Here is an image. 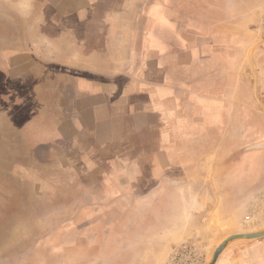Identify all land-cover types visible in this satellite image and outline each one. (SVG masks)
<instances>
[{
    "label": "rangeland",
    "instance_id": "rangeland-1",
    "mask_svg": "<svg viewBox=\"0 0 264 264\" xmlns=\"http://www.w3.org/2000/svg\"><path fill=\"white\" fill-rule=\"evenodd\" d=\"M163 4L165 10L164 5L151 9V14L164 17L160 27L167 36L165 43L162 40L167 54L162 58L166 75L161 81L170 87L160 91L161 99H167L170 108L177 106L174 124L182 118L209 120L213 118L209 105L214 109L215 103L208 101V87L214 85L222 121L219 137L213 142L196 137L190 146L198 148L188 150V157L182 156L179 146L173 149L172 164L179 169L174 176L184 177L186 185L176 193L172 189L171 206L160 207L162 198L155 192L163 186L150 192L147 174L134 185L128 183L134 177L125 175V185L118 182L119 191H113L101 175L82 173L84 152L76 150L86 135L82 127H105L103 121L112 118L104 105L79 115L71 92L65 96L67 109L62 115L59 101L61 107L53 105L47 111L43 101L47 96L38 95L35 78L28 86L14 80L15 92L5 110L0 71V264H204L228 234L264 228V148L258 146L264 141V0H164ZM23 6L29 4L0 0V42L6 39V24L14 29L31 21ZM139 17L145 22L150 16ZM165 22L172 33L165 31ZM19 38V30L7 32V39L17 43ZM90 47L89 51L98 49ZM146 49L134 56L143 59L150 53ZM177 51L190 62L176 64ZM185 79L196 85L203 81L197 94H183L180 86ZM181 101V106L176 104ZM195 108L198 111H192ZM62 116L65 119L59 121ZM76 127L75 132L82 134L77 138L72 133ZM130 128L125 129V161L135 160L137 167L148 171V158L161 143L159 135ZM199 130L202 134L207 128ZM104 149L93 147L88 156L94 167L106 171V162H101L108 154ZM116 149L109 147L111 152ZM156 218H187L183 228L171 224L173 235L185 238L167 249L160 247L149 237L150 228L158 225ZM192 218L200 219L192 222ZM263 240H235L224 250L229 249L232 264H245L251 256L244 252H261L255 248ZM258 257L254 262L260 263Z\"/></svg>",
    "mask_w": 264,
    "mask_h": 264
},
{
    "label": "crops",
    "instance_id": "crops-1",
    "mask_svg": "<svg viewBox=\"0 0 264 264\" xmlns=\"http://www.w3.org/2000/svg\"><path fill=\"white\" fill-rule=\"evenodd\" d=\"M25 3L29 6H23V11L31 17L28 19L31 21L16 25L14 29H10L6 24V39L0 42V71L3 73L5 86L2 104L5 110L9 109L8 97L15 92L14 80L23 81V84L28 86L32 85L31 81L35 78L38 80L35 86L38 95L44 92L47 96L46 101L42 99L47 111L52 109L53 105L61 107L57 104L59 101L63 104L62 115L67 109L65 96L71 92L76 99V111L79 115H85L93 106L104 105L112 118L103 121L105 127L101 126L99 130H88L90 127L85 125L82 127L87 129L85 141H78L76 146V150L84 152V165L81 167L85 169L82 173L101 175V181L111 184L109 187H112L113 191H119L116 185L118 182L125 185V175L134 177L128 182L134 185L141 175L147 174L152 183L150 192L163 186L160 191H154L156 195L159 193V197L161 195L160 207L171 206L174 200L172 189L174 188L176 193L184 190L186 185L184 177L178 179L174 176L177 174L175 171L179 169L172 164L175 156L173 149H178L179 146L182 156L188 157V150L198 148L190 146V143L196 142V137L199 136L202 140L203 137H208L212 142L219 137L222 121L218 117L220 103L214 95V85L208 87L211 96L208 101L215 103L214 109L209 105L213 115L209 120L182 118L174 124L175 120L172 118L178 111L177 106L172 105L170 108L168 100L161 99L160 91L170 87L161 81V76L166 75L162 62L166 61L164 59L167 50L164 43L167 36L162 33L160 27L164 17L161 14H151V9L154 5H164V0H25ZM165 7L167 8V5L161 9L165 10ZM23 11L21 14H25ZM143 15L150 17L143 22L139 17ZM34 16L35 21L32 19ZM167 23L169 22H165L166 25ZM10 30L21 32L17 43L7 39V32ZM158 30L161 33H158ZM165 31L172 33L169 25L165 27ZM99 35L101 37L97 38ZM18 45L20 49L15 48H18ZM92 45L98 49L89 51L88 48H92ZM143 47L150 53L147 56L145 54L143 59L134 56V52ZM174 56L177 58L176 64L185 60L179 51L174 52ZM159 61L161 62L158 63ZM228 62L231 74V60ZM140 68L146 69L141 71ZM198 82L196 85L197 82L192 84V81L186 80L179 86L185 95L197 94L201 88L199 84L203 81ZM177 87L174 86L175 89ZM176 104L181 106L182 101ZM192 111L198 110L195 108ZM124 116L131 118L125 119ZM64 119L63 116L59 117V121ZM68 123L69 127L72 126L71 120ZM84 123L88 126L89 122ZM228 124L235 126L232 119H229ZM129 125L134 133H140L145 128L159 135L157 139L161 143L148 158V171L137 167L135 160L130 161L132 164H127L128 160L125 161V129ZM202 127L207 130L200 134L199 129ZM176 128L179 129L175 130ZM75 130H78L77 127L72 133H75L76 138L80 137L82 134ZM87 142L89 145H86ZM96 146L105 148L108 153L101 158V162L107 164L106 171L94 167L95 164L89 159L88 152ZM109 147L117 149L111 152ZM180 199L182 200L178 203L182 204L183 198ZM199 219L192 218V222ZM185 220L187 218H156L154 221L158 225L150 228L149 237L155 239L160 247L167 249L173 241L185 238L178 237L180 233L173 235L171 224L174 223L176 228H183ZM259 247L255 248L261 250L259 253L251 250L244 252V255L251 256L245 264H264V242ZM226 251L227 249L222 251L215 264L233 263L230 261L229 249ZM258 256L261 257L260 263L254 262Z\"/></svg>",
    "mask_w": 264,
    "mask_h": 264
},
{
    "label": "water",
    "instance_id": "water-1",
    "mask_svg": "<svg viewBox=\"0 0 264 264\" xmlns=\"http://www.w3.org/2000/svg\"><path fill=\"white\" fill-rule=\"evenodd\" d=\"M259 147L264 148V141L258 144ZM264 237V228L257 231H249V232H236L232 234H228L225 238H223L211 251L210 257L204 264H215L218 256L222 253V251L228 246L229 243L239 240V239H258Z\"/></svg>",
    "mask_w": 264,
    "mask_h": 264
}]
</instances>
